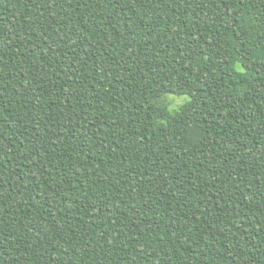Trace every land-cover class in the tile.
<instances>
[{"label": "trees", "instance_id": "trees-1", "mask_svg": "<svg viewBox=\"0 0 264 264\" xmlns=\"http://www.w3.org/2000/svg\"><path fill=\"white\" fill-rule=\"evenodd\" d=\"M0 264H264V0H0Z\"/></svg>", "mask_w": 264, "mask_h": 264}, {"label": "rangeland", "instance_id": "rangeland-1", "mask_svg": "<svg viewBox=\"0 0 264 264\" xmlns=\"http://www.w3.org/2000/svg\"><path fill=\"white\" fill-rule=\"evenodd\" d=\"M184 98L186 99L187 97H169L168 100L171 103L172 106L176 107L178 105H181L184 101Z\"/></svg>", "mask_w": 264, "mask_h": 264}]
</instances>
